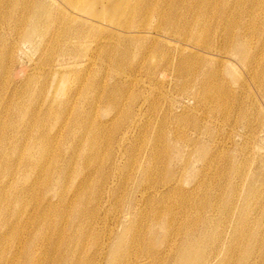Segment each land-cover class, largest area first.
Instances as JSON below:
<instances>
[{
	"label": "rangeland",
	"instance_id": "obj_1",
	"mask_svg": "<svg viewBox=\"0 0 264 264\" xmlns=\"http://www.w3.org/2000/svg\"><path fill=\"white\" fill-rule=\"evenodd\" d=\"M40 1L61 12L52 23L44 16L33 41L26 42L24 35ZM202 2L169 0L162 9L170 14L175 31L168 33L156 12L142 22L155 34L125 41L118 31L89 34L81 29L84 26L75 18L64 16L62 11L71 14L68 8L73 7L64 0H0V232L5 236L0 240V264H102L99 250L105 242L115 250L106 255L108 262L116 256L129 263L178 264L185 225L191 221V235L200 237L201 218L212 222L209 241L195 247L202 262L217 257L218 264L231 256L229 264H264V55H255L258 62L252 65L217 57L206 60L207 70L219 72V81L213 83V106L218 110L212 114L200 105L186 109L187 93L173 71L179 54L193 56L182 27L195 21ZM211 2L216 5L214 12L207 10L208 26L210 33L223 38L222 49L226 39L220 30L227 28H234L235 36L247 35L252 52L264 46V0ZM255 2L257 21L249 13ZM226 3L228 11L222 13ZM81 10L77 19L87 16ZM106 36L116 38L103 43ZM88 57L96 64L64 72L58 92L66 100L79 88L83 94L77 110L68 106L62 111L52 94L57 86L51 88L48 78H35L36 69ZM163 64L167 71L157 76ZM199 85L193 82L190 87L197 90ZM135 101L145 104L144 116L121 144L126 156L120 169L109 173L108 163L114 165L120 138L132 120L123 109H132ZM89 111L91 117L84 121ZM92 123L101 128L98 159L87 151L86 126ZM196 124L201 126L198 130ZM103 135L111 138L106 145ZM166 145H171V152ZM42 148L43 163L38 164ZM154 153L157 159L151 161ZM86 156L90 166L83 161ZM141 167L149 168V181L141 180ZM92 170V179L84 183ZM106 176L112 188L98 200L96 185ZM171 179L175 185L156 196L151 188ZM159 208L175 216L170 226L175 229L173 249L163 253L154 251L148 232ZM154 237L165 240L162 227ZM243 249H253V254L243 259Z\"/></svg>",
	"mask_w": 264,
	"mask_h": 264
},
{
	"label": "bare ground",
	"instance_id": "obj_2",
	"mask_svg": "<svg viewBox=\"0 0 264 264\" xmlns=\"http://www.w3.org/2000/svg\"><path fill=\"white\" fill-rule=\"evenodd\" d=\"M107 3L104 4L103 0H64V2L68 3L69 5H72L73 7L68 8V10H72L71 14H67L65 11H62L64 16H69L72 18H75L78 23L81 24V26H84V28H81L83 30H86L89 34L93 33L94 31L98 32H103L107 33L108 31H111V33H116L117 31L120 33L117 36H120V39L122 40H130L131 38H137V37H150L152 34H155L151 30L148 29L147 27H142V22H145L146 17L145 16H153L156 12L159 13V15L165 20V24L163 25L164 28L167 30L168 33L173 32L176 30V26L174 22L170 21V14L168 11H164L162 9V6L164 3H168L169 0H106ZM135 1L137 3V6L133 8L131 7L132 2ZM181 1V0H179ZM183 1V0H182ZM45 1H40V3L37 4V7L35 6L34 8L35 11L33 13V20L32 23L29 26V29L27 33L24 35V39L26 42H31L34 39V31L38 27V24L41 22L40 20L46 17V20L52 23L54 21L55 16L60 14L61 10L58 8H55L53 4L48 1L49 4H51L54 8V10L51 7H48L47 2L43 3ZM197 2H194L193 4H196ZM215 3L211 2V0H203V2L200 4L198 3V9L195 11V21L192 23H186L182 27V31L185 38L190 40V52L191 55H193L191 58L188 56H185L183 54H179V62L178 65H175L174 67V75L176 74L178 85H181V89L184 93H187L185 96V108L186 109H196L198 105L203 106V108H207L210 113H215L218 109L213 106L214 102V97L216 95V90L214 88L213 83L217 79L219 81V72L216 69H211L207 70L205 68V62L209 58L212 57H217L221 60L225 59L230 62H237L239 61L240 63L246 65V63L250 62L249 65H252L254 63L258 62V59H256V56H263L264 55V49L262 46H259L256 48L255 52H252L251 49H253V43L252 40L249 39L247 35H244L243 37H238L235 36L234 34L235 29L234 28H227L225 30H220L221 34H223L225 40V45L223 46V49L219 46L221 40L220 34L218 35L216 31L214 33H210V28L208 26L210 14L207 11L209 8L212 12L215 11ZM256 2L253 3V8L252 11H249L250 15L252 16L253 21H257L260 13H255L257 9L254 10L256 7ZM228 3L224 5L221 8L222 13H226L228 10ZM78 9H82L81 11L85 12L87 16L85 19L82 18H76L78 17L77 15H80L79 12H77ZM262 13H264V10H262ZM55 15V16H54ZM234 15V13L229 14V15H224L222 19H226L227 17ZM128 17L130 20H134L135 17L139 18L138 20H135L133 22H129V20L124 19L125 17ZM141 16V17H139ZM141 21L140 19H143ZM202 21L205 22V24L202 26ZM226 22V20H225ZM230 22V18L227 19V23ZM133 27V28H132ZM167 34V33H166ZM88 37V34L84 35V39ZM170 40L168 36H165ZM227 37V38H226ZM78 38V35L75 37V39ZM116 37H108L106 36L105 38L102 37L103 43L110 42L111 39H115ZM89 49V48H88ZM102 49V48H101ZM100 49V50H101ZM104 49V47H103ZM194 60V62H192ZM171 63V62H170ZM96 62L91 58L88 57L85 61H76L73 60L72 63L69 64H54L53 66H49L48 68H38L36 75H34L35 78L37 79H50V87L53 88L54 84L57 86L55 90V93L52 92L53 96H55V100L59 103V106L62 111H64L68 106H71L73 110H77L80 106L78 104L82 94H83V89L79 88L75 92V95L69 100L65 99V96L58 92V89L60 87V82L63 80V76H65L64 72L67 69H71V67H76V66H91L95 65ZM166 64H163L161 67L157 68L156 74L157 76H162L166 73L167 68H165ZM168 66V65H167ZM230 72H232V68H227ZM152 73V72H151ZM233 74H235V70L233 69ZM29 76V74H27ZM33 77V76H32ZM202 77V78H201ZM133 80V79H131ZM135 82V80H133ZM193 82L199 83V88L197 90L193 89L190 87ZM58 94V95H57ZM94 103V101H91ZM144 103H139L138 101H135V104L133 105V108L131 107H126L123 109L124 115L127 114V119L131 118V123L129 127L127 128L128 130H124L123 135L120 138V143H119V153L116 156V159L114 160V165L112 166L111 163H108V168H109V173L110 170H119L121 163L125 159V152L123 151L121 144L124 142L125 138L127 135L130 133V127L131 128H136L137 125H139L141 119L143 118V108H144ZM135 109V110H133ZM92 111H94L92 109ZM92 111H89L85 116L83 117V120L85 121L88 118L91 117ZM80 114V113H79ZM82 127V125H81ZM196 129L200 128L201 126H198L196 124ZM84 128V126H83ZM81 128V129H83ZM87 134L85 136V139L88 140V148L87 151L91 152L92 156H94L96 159L101 157V153L96 150V145L98 140H100V135H101V128L98 126L94 125L92 123L91 127H87ZM88 136V138H87ZM103 140V144L106 145L109 141H111V138L108 137V135H103L101 137ZM44 145V143H43ZM166 150L171 152V145L167 146L166 145ZM96 151V152H95ZM201 152V151H200ZM43 153H44V148H42L40 154L37 157V163L42 164L43 163ZM131 158H135L134 155L130 156ZM157 159L156 153L153 154V160L155 161ZM146 160V158H145ZM84 163L90 166L91 160L86 156L84 158ZM109 161V160H108ZM150 161V159H149ZM174 161V160H173ZM150 164V162H149ZM100 166L96 167L95 172H98L100 170ZM149 167V165H148ZM176 167L170 166L168 167V170L170 173H173ZM94 170V169H93ZM93 170L89 171L87 174V177L85 176L83 181L84 183L87 182V179H92L93 176ZM141 173H142V179L141 180H147L149 181V168H140ZM108 176H106L103 180H100L97 182V191H98V196L99 199L103 198V192L107 191L111 187L112 182L108 180ZM256 183L258 181L255 180ZM175 182L173 180L166 181V183L158 188H151L155 189V194L156 196H159L163 189L168 188L169 186H174ZM148 189L144 194H148L149 190ZM108 192V191H107ZM149 196L147 198V205L150 200ZM99 203V201L97 202ZM131 210L134 212L135 211V205L131 207ZM129 215L132 213L128 212ZM154 222L151 226L148 228L149 234L152 235V239L150 241L154 251L158 253H163L164 251H170L173 249V245L171 242L174 240L173 237H171L175 229L172 227L174 226V212L169 209H158L154 215ZM201 221L202 226H203V231L200 235V237L196 236V234L191 235L193 232L191 230V227L189 226V223L191 221H188V224L185 225V236L186 239L184 240L183 244L177 247V251H180V257H179V263L178 264H195L196 261L197 264H215V260H217V257L215 259L213 257H210V260H207L205 262H202L200 259L202 254L199 256L197 255L198 250H195L196 245H198V242L202 241L203 242H208L209 241V231L207 230L209 227L208 224H211L212 222L207 220H203L202 218L199 219ZM173 224V225H172ZM172 226V227H170ZM158 227H162L163 230L166 233V238L164 241H160L157 238L154 237L156 234V230ZM194 233V232H193ZM191 237H194L193 239H188ZM195 235V236H194ZM0 240L2 242L5 241V236L0 232ZM123 243H120L122 245ZM111 243L105 242L102 245V248L99 250V254L101 255L102 261L104 263L102 264H145L142 263V261H137L135 263H129V261L123 262L124 260L118 259L116 256H114L112 259H109L108 261H105L106 255L108 256V252H111L112 254L115 250L113 247H109ZM194 247V249H193ZM198 248V247H197ZM204 248H206V244L204 245ZM201 252H204L200 250ZM233 253V250H230ZM199 254V253H198ZM253 254V249H243L240 252V255L243 259H247ZM213 255V254H212ZM150 256V255H149ZM199 256V257H198ZM151 257V256H150ZM196 257V261H192V259ZM231 256L227 258L226 261H223L222 263L218 264H229V259ZM147 259H149L147 257ZM250 262V261H249ZM251 264V263H250ZM254 264V263H252Z\"/></svg>",
	"mask_w": 264,
	"mask_h": 264
}]
</instances>
